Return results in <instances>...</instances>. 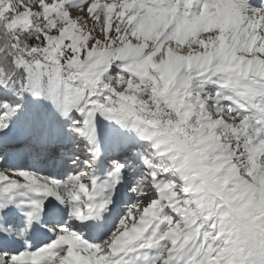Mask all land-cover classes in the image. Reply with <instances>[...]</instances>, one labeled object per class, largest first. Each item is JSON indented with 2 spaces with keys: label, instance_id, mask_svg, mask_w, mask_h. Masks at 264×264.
<instances>
[{
  "label": "snow or ice",
  "instance_id": "snow-or-ice-1",
  "mask_svg": "<svg viewBox=\"0 0 264 264\" xmlns=\"http://www.w3.org/2000/svg\"><path fill=\"white\" fill-rule=\"evenodd\" d=\"M0 264H264V0H0Z\"/></svg>",
  "mask_w": 264,
  "mask_h": 264
}]
</instances>
